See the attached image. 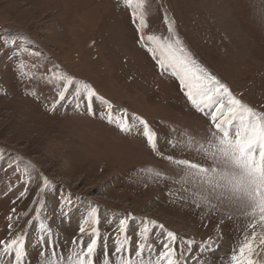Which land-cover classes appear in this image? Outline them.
<instances>
[{
	"label": "rangeland",
	"instance_id": "374dc122",
	"mask_svg": "<svg viewBox=\"0 0 264 264\" xmlns=\"http://www.w3.org/2000/svg\"><path fill=\"white\" fill-rule=\"evenodd\" d=\"M134 10L143 12L146 37L167 39V17L197 64L264 115V0H133L131 7L127 0H0V241L21 234L25 264H69L89 241L84 235L83 245L73 244L81 224L91 231L84 221L92 207L99 233L95 264L106 255L115 264L113 237L129 215L132 256L145 220L173 232L178 251L187 247L180 241L193 240L184 264H231V254L251 236L250 215L210 210L184 181L183 166L172 162L211 167L205 150L214 128L179 81L161 73L150 45L139 42ZM55 72L96 92L94 115L75 85L53 110L63 87L51 79ZM105 104L114 116L127 115L130 132L101 119ZM132 117L156 134L157 151ZM160 240L154 228L152 259L162 250ZM205 241L215 250L201 253Z\"/></svg>",
	"mask_w": 264,
	"mask_h": 264
},
{
	"label": "snow or ice",
	"instance_id": "6c2138e0",
	"mask_svg": "<svg viewBox=\"0 0 264 264\" xmlns=\"http://www.w3.org/2000/svg\"><path fill=\"white\" fill-rule=\"evenodd\" d=\"M127 4L131 7L133 0H127ZM140 7L141 4L137 3L136 8ZM132 18L134 21L138 20L136 31L139 33V42L150 45L147 51L156 60L161 73L175 77L179 81L191 106L209 117L214 128L208 142L209 148L205 150L206 156L211 159V167H202L187 160L172 162L176 166H183L184 181L192 184L195 190L193 194H199L200 201L210 210L236 209L252 217V222L248 224V228L252 230L251 236H245L238 251L231 254V264H264V115L242 104L225 84L197 64L176 36L173 24L167 17H165V23L168 25L167 39H161L156 35L147 37L144 35L147 24L143 12L137 13L134 10ZM51 79L61 82L63 86L62 90L58 91V99L52 105L53 110L60 101L65 100L69 87L75 85V95L82 96L83 100L87 101V114L94 115L92 100L96 97V92L88 84H80L60 72H55ZM75 108L79 110L81 103H76ZM105 108L107 115L106 117L102 115L101 119L106 118L109 124H115L121 133L131 131L132 126L128 124L126 114L114 116L110 105L105 104ZM132 119L143 125V136L147 145L153 152L157 151L156 134L150 131L147 122L137 117ZM168 159L171 161V157ZM155 176L163 179L159 172L155 173ZM44 184L46 186L47 181H44ZM196 206L199 207L200 203ZM40 211L41 209L37 207V215ZM228 218L231 219V216ZM131 219L130 215L127 219H121L118 233L113 237L115 243L112 251L117 257L115 264H184L187 259L186 253H192L193 240L180 241L187 247L178 251L177 237L173 232H164L162 224L157 225L155 221L145 220L137 234L139 242L135 246L134 256L128 255L129 238L126 230ZM84 223L90 225L91 231L86 232L84 224H81L79 227L81 239L74 240L73 244L83 245L84 235L89 236V241L86 248L74 254V259L69 257V264H95L99 238L95 207L90 209ZM11 227L10 224V231ZM257 227L261 230L257 231ZM154 228L161 231L162 240L159 242L162 243V250L155 254V259H152L153 245L148 241L149 234ZM41 229L44 230L43 225ZM47 246L53 248L54 257L55 241L49 239ZM214 250L211 241L199 245L201 253ZM41 255H44L43 251ZM145 256L148 258H144ZM5 257L9 259L5 260ZM25 257L24 238L21 234L7 241H0V264H25ZM45 264H63V260L49 259ZM102 264H110L107 255Z\"/></svg>",
	"mask_w": 264,
	"mask_h": 264
}]
</instances>
